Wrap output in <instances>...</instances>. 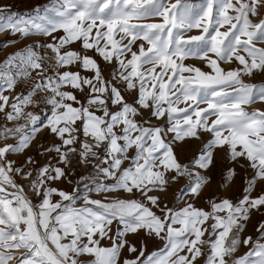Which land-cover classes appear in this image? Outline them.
<instances>
[{
  "label": "snow or ice",
  "instance_id": "1",
  "mask_svg": "<svg viewBox=\"0 0 264 264\" xmlns=\"http://www.w3.org/2000/svg\"><path fill=\"white\" fill-rule=\"evenodd\" d=\"M35 11L24 19L0 8V32L49 38L0 62V264H200L201 258L264 264V220L256 240L242 236L253 211L264 209V111L245 110L264 103V85L242 79L264 73V0H227L218 14L213 0L206 7L181 0H51ZM193 29L200 34L186 35ZM220 62L238 66L225 70ZM18 85L21 91L11 95ZM42 132L54 138L37 149L49 157L43 164L12 158ZM203 132L211 138L182 163L173 145L200 140ZM217 151L244 173L235 202L209 199V211L162 202L159 194L182 179L187 183L174 202L200 199ZM81 167L89 171L72 192L52 186L73 183L70 176ZM220 175L225 186L237 173L232 167ZM92 192L131 198L102 201ZM150 239L163 247L148 252ZM241 245L248 251L236 256ZM122 252L129 255L121 259Z\"/></svg>",
  "mask_w": 264,
  "mask_h": 264
},
{
  "label": "rangeland",
  "instance_id": "2",
  "mask_svg": "<svg viewBox=\"0 0 264 264\" xmlns=\"http://www.w3.org/2000/svg\"><path fill=\"white\" fill-rule=\"evenodd\" d=\"M51 0H0V8H3L4 6H8V10L11 13H16L18 17H22L24 19H28L31 17H34L36 15V9L40 8L43 9L44 6L49 5ZM176 0H164V3L166 5H170L172 3H175ZM181 2H189V3H194V4H200L204 5L206 7L207 0H181ZM227 3V0H213V9L214 13H219L220 10L223 9L224 5ZM40 15H44L43 11L40 12ZM51 15V13H49ZM157 22H159V18H154ZM227 29V26L221 28V31H225ZM2 34L0 35V43H2L4 40L7 39H17V37H12L10 36L6 31L1 32ZM62 33H57L56 35H60ZM199 30L193 29L190 32L186 33V35H198ZM175 39V38H174ZM39 41L40 43H48L49 38L47 37H42L39 35H35L32 37H29L27 39H17V43L14 45H9L4 48H0V62H3L6 57L10 53H14L17 50H20L24 48L26 45L33 44L35 42ZM139 43V42H138ZM75 47H78V45H75ZM203 47V46H201ZM39 50V49H38ZM42 51V50H40ZM240 53L237 52L236 55H239ZM186 64L190 65H195L196 67L201 68L205 72H210L211 70L205 66V64L198 60V59H187L185 60ZM220 66L224 68L225 70L233 67H237L238 65L233 62L231 64L228 63H223L220 62ZM71 71H77L75 66H72L70 68ZM85 75H90V73H84ZM104 75H108V71L106 70L104 72ZM242 79L244 80L245 83L252 84V85H264V73H256L255 75L249 77V76H243ZM20 85H18L15 88V91L11 93V95H15L16 93L21 91ZM5 95H9L8 91H5ZM180 108H184L186 105L181 103L178 105ZM200 107H206V104L201 103ZM259 109L261 111H264V103L257 102L255 104L247 105L245 106V110L251 111V110H256ZM30 111L38 112L39 109L37 108H30ZM50 113L44 112L42 113L43 116H47ZM215 117H210L211 119H214ZM194 119V117H193ZM182 120V117H181ZM3 115L0 114V123H3ZM153 123H157V121H153ZM90 129L95 130V124L90 123ZM172 135V134H169ZM211 138V134L207 132L201 133V139H195V138H185L183 141H177L173 145L174 149V155L179 158V160L182 163H189L190 160H192L194 157H196L201 150L202 143L201 141L207 142L208 139ZM15 141L9 140L8 143H14ZM54 142V138L47 132H42L40 133L36 139L32 142L30 148L26 150L23 154L19 155L18 157H12L15 159H24L27 156H32L34 159L37 160L38 164H43L45 160H47L49 157L48 156H40L37 154V149L43 145L44 147H47L49 144ZM58 142V141H56ZM54 155V154H50ZM215 161H216V166L206 174L210 177V183L204 187L203 193L200 199L198 200H192L189 196H185L182 200L179 202H174L175 201V196L174 193L177 192L180 188H182L186 183V179L180 180L179 184H175L172 186L170 190H168L165 193H160L159 195L161 196V200L164 204H166L169 208H175V209H181L185 206V202H190L193 203L196 208L204 209L205 211H209V206L207 201L209 199H215L217 202L219 200L227 198L233 202H235L241 195V179L240 177L244 175L242 169L240 168L239 165H234L232 161L227 160L224 158L223 153L217 151L215 153ZM54 162V161H53ZM235 167L236 170V177L234 182L228 183L225 186L222 185V180H221V169L224 171H227L229 168ZM89 169H86L84 167L78 168L75 171L74 176H70V179L73 181V183L69 184L68 182H57L56 184L52 185L53 187L62 189L66 192H72L73 188L76 187L75 181L79 179L81 176H84L87 174ZM203 171V170H202ZM250 174V173H249ZM81 189H83V184L79 185ZM260 192V187H256L251 195L254 197L258 195ZM154 195L157 193H153ZM90 196L92 199H99L104 201L106 198L108 200H115V199H130L131 197L126 194V193H112L111 195L107 196L103 193H95L92 192L90 193ZM58 199V197L54 198ZM38 201L33 198V203H37ZM82 201L77 202V206H81ZM157 213V215H160V212L158 209H153ZM221 215H224L221 213ZM261 220H264V209H262L260 212H255L253 211L249 221L246 224L245 231L242 233V236L247 237L251 236L253 240H256L258 238V233L256 231L257 225ZM176 227H179V225H176ZM131 238V237H130ZM261 243H264V239L260 240ZM107 244V241L104 242ZM139 246V245H137ZM163 247V241L159 239L152 240L150 239L148 241L147 245V251L151 252L153 250L159 249ZM14 254L19 256L20 255V250H13ZM248 251V248L241 245L238 248V251L235 253L236 256H242L245 252ZM129 254L127 252H122L121 259L124 257H127ZM200 264H203V258L200 260Z\"/></svg>",
  "mask_w": 264,
  "mask_h": 264
},
{
  "label": "crops",
  "instance_id": "3",
  "mask_svg": "<svg viewBox=\"0 0 264 264\" xmlns=\"http://www.w3.org/2000/svg\"><path fill=\"white\" fill-rule=\"evenodd\" d=\"M2 33L0 32V35H1Z\"/></svg>",
  "mask_w": 264,
  "mask_h": 264
}]
</instances>
